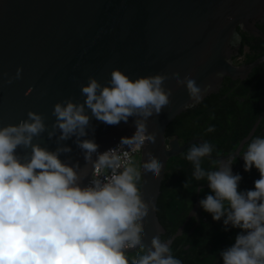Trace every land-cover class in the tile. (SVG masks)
<instances>
[{
  "label": "clouds",
  "instance_id": "9594fccd",
  "mask_svg": "<svg viewBox=\"0 0 264 264\" xmlns=\"http://www.w3.org/2000/svg\"><path fill=\"white\" fill-rule=\"evenodd\" d=\"M227 19L230 22L233 18ZM230 43H239L235 31ZM22 71L17 68L7 83L21 79ZM110 76L106 85L89 77L81 86L83 103L66 99L53 107V127L61 132L59 140L77 135L86 163L92 162L99 146L94 140L79 139L87 135L90 122L85 108L108 125L140 117L135 121L134 135L122 139L127 146L140 148L156 143L157 134L148 131L147 120L170 105L172 90L165 88L166 80L186 87L191 103L185 108L201 103L211 88L207 85L202 89L190 76L181 79L177 72L133 80L120 69H113ZM44 131V117L33 111L17 125L0 128V264H182L172 254L171 239L162 241L157 235L150 247L143 243L149 206L155 211V205L142 197V172L159 178L163 168L150 151L146 153L148 160L139 167L127 166L119 172L113 159H101L108 152L100 155L97 162L112 169L111 176L92 178L82 186L80 165L60 159L61 154L71 151L69 147L49 151L32 143L33 137ZM206 131L214 132L215 127ZM52 135L49 133L50 138ZM20 147L31 148L27 158L18 155ZM213 151L208 141L193 143L184 158L193 166L192 179L208 183L211 194L199 201L203 210L214 221L223 218L226 231L229 226L240 229L234 244L219 253L223 264H264V136H254L243 154L236 151L226 160L210 159L215 168L206 170L202 161L211 158ZM237 155L242 156L245 171L255 167L260 174L254 190H239L242 177L232 172ZM131 249L137 250L135 254H129Z\"/></svg>",
  "mask_w": 264,
  "mask_h": 264
},
{
  "label": "water",
  "instance_id": "95a60500",
  "mask_svg": "<svg viewBox=\"0 0 264 264\" xmlns=\"http://www.w3.org/2000/svg\"><path fill=\"white\" fill-rule=\"evenodd\" d=\"M263 6L264 0H0V128L26 120L29 111L41 114L45 131L32 143L49 151L69 147L71 151L60 159L80 165L84 186L100 153L136 130L140 117L108 125L85 108L90 122L87 135L79 139L94 140L99 146L92 162L86 163L77 135L59 140L61 132L53 127L54 105L66 99L83 103L81 86L88 78L106 85L113 69L133 80L177 72L181 79L190 76L202 89L211 85V91L221 79L218 72L238 70L230 59L232 33L238 25L249 24ZM17 68L23 69L22 78L8 84ZM164 86L172 90L170 105L148 118L156 143L146 144L139 154L143 163L150 151L163 165L159 178L142 172V197L155 205V211L149 206L144 222L143 243L149 247L160 234L156 201L167 158L189 143L165 135L167 124L191 103L186 87H178L173 79ZM30 152L31 148L17 149L24 158Z\"/></svg>",
  "mask_w": 264,
  "mask_h": 264
},
{
  "label": "flooded vegetation",
  "instance_id": "af4514ba",
  "mask_svg": "<svg viewBox=\"0 0 264 264\" xmlns=\"http://www.w3.org/2000/svg\"><path fill=\"white\" fill-rule=\"evenodd\" d=\"M236 32L239 34V43L232 45L230 59L238 70L233 74H224L218 85L204 95L201 103L183 110L186 114L180 117L189 116L180 121L175 128L177 131L172 129L171 133L165 132L167 138H176L180 144L189 143H186L178 153L169 156L166 161L158 196L161 185L162 189L169 192L173 190L172 183L178 180L180 187L177 191L183 203L176 212V228L172 232L168 231L164 223H161L157 214L160 224L159 235L163 241L172 240V254L179 256L181 242L176 241L175 237L182 234L189 235L197 229L198 237L203 239L202 246L196 252L201 264H223L219 253L234 244L240 229L229 226L226 231L223 218L220 221H214L212 215L203 210L199 201L205 198L202 197V192L204 188H209L208 183L192 179L193 166L184 158L185 156H182V152L193 143L210 142L214 146L213 156L204 158L202 167L206 170H214L213 160L220 159L222 156H225V159L221 160H226L228 155L236 151L243 154L254 136H264V6L260 13L249 19V24L242 27L238 25ZM209 126H214L215 131L207 132L206 129ZM188 128L196 130L189 134L180 133ZM194 138L199 139L200 143L192 140ZM178 154L180 155L177 156L178 160L171 166L167 165L168 161L176 158ZM141 164V158L138 155L129 166L139 167ZM232 172L242 177L239 183L240 191L254 190V182L260 178L255 167L251 171L244 170V160L240 155H237L232 165ZM187 181L191 183L185 188L184 184ZM195 189H202V191ZM187 247L188 244L182 245V248ZM134 251L136 249L130 252Z\"/></svg>",
  "mask_w": 264,
  "mask_h": 264
},
{
  "label": "trees",
  "instance_id": "16d2710c",
  "mask_svg": "<svg viewBox=\"0 0 264 264\" xmlns=\"http://www.w3.org/2000/svg\"><path fill=\"white\" fill-rule=\"evenodd\" d=\"M184 111L180 112L177 114L167 125L166 132L171 133L172 129L177 131L175 128L177 127L178 124H180V121L189 115L180 117L182 115H185ZM191 117V116H190ZM199 119V118H197ZM196 129L188 128L184 132H180L182 134H189L192 131H195ZM182 156L186 155V150H183ZM177 156H180L179 154L176 155V158H171L167 165L171 166L174 164L176 160H178ZM183 159L181 160V163L183 164ZM163 184V183H162ZM180 187V181H175L172 183V191L166 192L164 189H162L161 185V192L160 195L158 196L157 200V214L159 217V220L161 223H164L168 229V231L172 232L176 228V212L180 209L182 206L183 200L180 197L177 188ZM205 190L202 192V197H205L207 194L210 193L209 188H204ZM207 189V190H206ZM175 190V191H174ZM176 193V194H175ZM179 196V197H178ZM167 199V200H166ZM166 202V203H165ZM180 206V207H179ZM164 208V210H162ZM165 236V234H163ZM163 236V237H164ZM162 237V235H161ZM226 236L224 237V239ZM176 241L181 242V246L179 249V256H175L176 258L180 259L182 261V264H201L196 255V252L199 250V248L202 246L203 239H200L198 237V232L197 229L193 231V233L187 235V234H182V235H177L175 237ZM188 244L187 248H182V245ZM171 249H173L171 245ZM137 251V250H136ZM129 252L130 255L135 254V252ZM173 253V251H172ZM183 253V254H182ZM174 255V254H173Z\"/></svg>",
  "mask_w": 264,
  "mask_h": 264
},
{
  "label": "built area",
  "instance_id": "2783aa9c",
  "mask_svg": "<svg viewBox=\"0 0 264 264\" xmlns=\"http://www.w3.org/2000/svg\"><path fill=\"white\" fill-rule=\"evenodd\" d=\"M136 130L130 132L129 134L125 135L121 139L116 140L114 143H112L110 146H108L105 150H103L100 155L108 152L106 154V157L103 158H111L117 164L119 167L116 169L117 172L122 171L125 167L129 166L135 158L140 154L142 147L136 148V147H129L126 144L122 143L123 138L132 137L134 135ZM99 155V156H100ZM99 158V157H98ZM98 158L96 159V163H94L92 170L90 171V174L86 180L85 185L89 183V181L92 178H100L101 180H105L109 178L112 174V169L110 168H102L100 164L97 162Z\"/></svg>",
  "mask_w": 264,
  "mask_h": 264
}]
</instances>
